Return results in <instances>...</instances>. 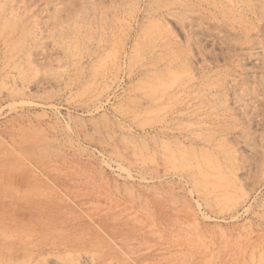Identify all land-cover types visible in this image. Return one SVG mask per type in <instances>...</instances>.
Wrapping results in <instances>:
<instances>
[{
    "label": "rangeland",
    "instance_id": "1",
    "mask_svg": "<svg viewBox=\"0 0 264 264\" xmlns=\"http://www.w3.org/2000/svg\"><path fill=\"white\" fill-rule=\"evenodd\" d=\"M0 264H264V0H0Z\"/></svg>",
    "mask_w": 264,
    "mask_h": 264
},
{
    "label": "bare ground",
    "instance_id": "2",
    "mask_svg": "<svg viewBox=\"0 0 264 264\" xmlns=\"http://www.w3.org/2000/svg\"><path fill=\"white\" fill-rule=\"evenodd\" d=\"M102 104V103H101Z\"/></svg>",
    "mask_w": 264,
    "mask_h": 264
}]
</instances>
